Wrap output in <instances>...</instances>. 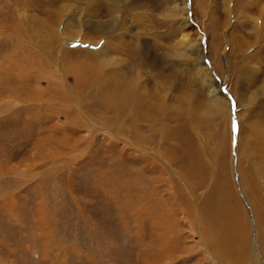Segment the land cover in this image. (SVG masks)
Masks as SVG:
<instances>
[{
    "label": "rangeland",
    "instance_id": "374dc122",
    "mask_svg": "<svg viewBox=\"0 0 264 264\" xmlns=\"http://www.w3.org/2000/svg\"><path fill=\"white\" fill-rule=\"evenodd\" d=\"M254 123L264 0H0V264H223L233 191L264 264Z\"/></svg>",
    "mask_w": 264,
    "mask_h": 264
},
{
    "label": "bare ground",
    "instance_id": "6f19581e",
    "mask_svg": "<svg viewBox=\"0 0 264 264\" xmlns=\"http://www.w3.org/2000/svg\"><path fill=\"white\" fill-rule=\"evenodd\" d=\"M105 1L108 2L110 0H88V4L91 7L93 2H96L97 6H99L100 4L105 3ZM110 7L113 10H115V8L118 6L112 3V4H110ZM182 40L184 41V43L188 42L189 41V35L184 34L182 36ZM201 69H204V68H201ZM206 71H207V69H206ZM216 85H218V82L216 83ZM211 86H212V84H211ZM211 88H212V90L211 89H209V90H211V92L213 94H216L217 93L216 89L213 87H211ZM221 108H222V106H218L216 108V110H214V111L217 113H221ZM252 130L254 133H253L251 142L254 141V145L256 146L257 143L255 144V137L257 138V140H262L264 142V131L260 132L259 130H257V126L255 123L252 125ZM254 145H253V147H251L252 151L253 150L256 151ZM196 167L197 168L194 169V172H196L198 174H202L201 171H203V167L200 169L198 168V166H196ZM250 183H252V185H253L250 188V194H252L253 198H255V196H258L259 191H258L257 186L255 185L254 181L251 180ZM233 193H234V191H233ZM233 193L229 192L227 197L224 200L219 202V204L216 206V209H213V210L207 209L206 211H203L202 217H205V218L211 220L212 224H209L208 228H211L210 229L211 235H213V236L208 237V235H209L208 232H205L203 235L201 234L202 240L200 242H201V246H205V248L209 252L211 251V249L214 250L215 247H220L221 249L218 248L220 250L219 259L220 258L222 259L223 264H245V262L247 261L246 255L248 254V252L251 248L250 247L251 244L249 241L250 222H249V219L246 215V212L241 207L240 203H238V200L233 199V197H232ZM250 205H251L253 213H254V217H255L254 220L257 222V225L259 228V237L258 238H259V242L261 244V249H262L261 251H262V253H264V204H262V203L259 204L258 202L252 200L250 202ZM196 215H198V214H196ZM197 219H199V218H197ZM194 231L196 233V230H194ZM199 235H200V233H199ZM206 249H205V252H206ZM215 250H217V248ZM214 258H217V257H214ZM176 262H177V260H176Z\"/></svg>",
    "mask_w": 264,
    "mask_h": 264
}]
</instances>
